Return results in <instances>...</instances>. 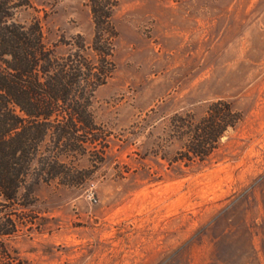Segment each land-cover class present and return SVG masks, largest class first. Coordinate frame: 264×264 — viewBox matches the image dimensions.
I'll list each match as a JSON object with an SVG mask.
<instances>
[{
    "label": "rangeland",
    "instance_id": "obj_1",
    "mask_svg": "<svg viewBox=\"0 0 264 264\" xmlns=\"http://www.w3.org/2000/svg\"><path fill=\"white\" fill-rule=\"evenodd\" d=\"M107 2L111 73L91 108L100 150L62 155L33 201L20 190L1 213L16 231L0 235V264H264V0ZM92 9L28 0L14 19L39 22L63 55L76 34L92 44ZM219 99L241 120L190 161L172 120H199Z\"/></svg>",
    "mask_w": 264,
    "mask_h": 264
},
{
    "label": "trees",
    "instance_id": "obj_2",
    "mask_svg": "<svg viewBox=\"0 0 264 264\" xmlns=\"http://www.w3.org/2000/svg\"><path fill=\"white\" fill-rule=\"evenodd\" d=\"M107 1L92 0V44L76 34L64 42L69 46L67 53L59 55L46 43L39 22L23 24L14 19L15 10L28 0H0L1 236L16 231L12 214L5 212V217L1 213L19 203L21 189L27 200L33 201L34 185L41 179L57 177L59 167L66 166L62 155L100 150L91 108L95 90L111 73L114 26ZM240 120L241 114L233 104L219 99L209 105L201 119L176 115L172 123L176 135L185 142L187 159L205 161L225 132ZM47 138L55 142L49 155V151H41ZM36 158L38 175L30 181ZM65 173L69 175L70 171ZM6 252L4 242H0V254Z\"/></svg>",
    "mask_w": 264,
    "mask_h": 264
}]
</instances>
